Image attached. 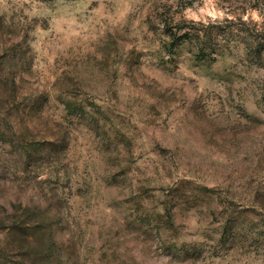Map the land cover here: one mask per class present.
Segmentation results:
<instances>
[{
    "label": "rangeland",
    "instance_id": "obj_1",
    "mask_svg": "<svg viewBox=\"0 0 264 264\" xmlns=\"http://www.w3.org/2000/svg\"><path fill=\"white\" fill-rule=\"evenodd\" d=\"M0 264H264V0H0Z\"/></svg>",
    "mask_w": 264,
    "mask_h": 264
}]
</instances>
